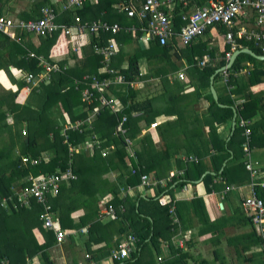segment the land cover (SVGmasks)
<instances>
[{
    "label": "crops",
    "instance_id": "crops-1",
    "mask_svg": "<svg viewBox=\"0 0 264 264\" xmlns=\"http://www.w3.org/2000/svg\"><path fill=\"white\" fill-rule=\"evenodd\" d=\"M160 1L161 8L172 20V28L178 32L181 26L186 23V18L209 0ZM122 2L131 3L139 9L143 0H90L84 5L85 7L91 6V8L86 9L83 14L81 11L85 8L84 5L81 7L82 9L65 11L61 9L59 0H0V17L11 18L14 22L34 19L41 15V7L52 5L57 11L56 20L59 22L71 21L72 13H76L84 24L106 22L131 27L129 31L121 30L116 34L107 31L98 36L79 31H73L69 35L61 31L56 32L47 36L55 37L50 53H46V50L39 55H42L49 63L61 67L63 72L69 66L75 68L76 61L84 59L87 53L96 55L91 46L92 42H115L116 53L111 65L118 75L124 76L126 82L113 84L105 91L106 97L113 100L116 108L115 110L105 108L102 111L107 110L114 114L116 124L122 123L126 133L131 131L136 123L139 132L134 137L136 141L133 139L134 150L135 143L140 141L139 138L144 137L141 152L145 166L142 165L141 168L142 170H145V167L150 170H159L162 175L158 178L153 173L144 171L150 177L161 181V184L149 188L139 184L135 186L121 184L119 199L124 197L130 200L150 199L156 193L158 186H165L170 178L184 176V173H181L186 167L192 168L191 162L200 161V168H203L200 178L185 181V184L182 185L177 182L183 178H178L171 186L174 187L173 196L177 202L175 204L176 211L178 215L180 213L182 219L178 218L177 225L169 232V239L160 240L158 254L150 245L142 248L140 251L142 260L146 261L151 257L152 263L149 264H264V254L260 250V244H250L254 230L241 205L244 198L252 193L258 196L256 188L258 191L260 187L250 185V176L246 169L244 171L232 170V182L229 184L221 175L225 168H234L242 161L243 154L241 155L240 151L242 129L238 126V122L244 119L250 122L252 157L260 165L259 179L264 180V75L257 72V69H264V64L262 67L254 68L249 59H244L241 62V68L229 72L234 79V84L233 82L229 84L228 81L229 86H232L230 92L220 73L216 74L217 77L215 75L213 85L217 92L219 105L212 96L208 98L211 95L210 78L207 86L198 71L204 67L199 66L198 62L204 58L205 60L210 58L208 63L212 64L211 54L215 56L213 59L215 62L221 59L222 54L219 52H222L224 48L225 33L228 28L216 25L207 29L203 35L194 39L187 46L182 45L177 35L172 36L165 45H161L154 39H146L149 35L142 29L141 21L129 18L125 12L118 10V6ZM254 22V13L248 9L247 15L238 18L234 28L235 30H240L242 27L249 28L248 26H252ZM224 28L227 29L224 30ZM121 35H124L122 39ZM47 37L25 32L18 29L17 26H13L8 33L0 31V72L3 73L0 76V106L3 109L6 107L4 98L7 96L6 92L17 91V81L24 80L23 77L28 72H32L17 67V61L23 55L26 58L28 51L35 52V47L40 45L39 40L42 38L45 40ZM236 40L245 42L244 47H249L248 43L251 42L239 37ZM200 41L206 42V52L210 53L213 50L215 52L210 55L206 54L205 57L201 56L199 53L203 51L200 49L203 43ZM6 42L14 44L10 46V50ZM17 45L26 52L17 55L16 59L14 52ZM162 47L167 48L166 52L160 50ZM189 47H193V51ZM232 52L233 50L230 49L228 53ZM133 56H136V59L134 62H130ZM226 58L228 57L226 56ZM61 62L64 63L59 64ZM101 67L100 63L97 74L102 73ZM123 72H128L129 77ZM179 73L184 74V79L178 77ZM97 74L85 72L82 77L88 78ZM24 89L26 90L25 87ZM129 89L134 90L135 97L128 95ZM223 99H231L233 105H227ZM212 101L218 107H230L232 115L226 120L217 122V118L213 119L211 112ZM133 105H137L138 108L129 111V115L123 112ZM100 112L101 110H99ZM99 113L92 120V129H94L93 122L99 117ZM119 115H121L120 118ZM126 115L131 118L123 122L122 118ZM12 118L13 115L7 114L9 123L13 122ZM234 118L235 124L233 123ZM131 120L135 122H129ZM66 124L68 123L61 126ZM236 129L240 130V134L233 137ZM114 133L118 134L116 129ZM221 142L223 143L221 144ZM82 143L86 150L81 149L76 153L92 156L94 152L87 145L90 140L84 139ZM213 144L216 145L214 149ZM217 149H222L218 153H223L225 149L228 156L221 161L213 160L212 156L217 153ZM205 175H210V178L205 179ZM115 177L116 173L113 171L102 175L103 179L109 180H113ZM23 181V178L16 180L11 186V191H13V187L22 184ZM72 181L63 186L70 187ZM128 186L129 189H127ZM259 190L262 193L261 198L264 200V188ZM113 195V193L107 192L98 196L95 202L98 210L96 217L86 221V224L79 229L68 228L66 238L60 244H57L54 232L50 230L54 238L52 239L53 243L46 249L48 253L45 256H42L40 252L35 255L27 254L25 255V264H113L114 261L110 258V254L102 255L100 259L95 260L91 259V254L86 258L85 254L89 253L83 249V242L90 236L88 226L92 221L103 223L109 220L116 221L120 218L119 216L118 219L112 220L104 215L100 216L102 210L106 208L108 197L115 199ZM199 200H202L203 204H200ZM188 202L189 206L185 208V204ZM33 205L34 203L30 208ZM72 206H75V209L71 212L70 218L74 219V223H78L79 218L85 213V204L77 201ZM0 208L2 207L0 206ZM40 212L36 218L40 225L37 223V226H33L31 230L38 244H43L46 237L42 229L48 231L49 229L43 227L39 219ZM31 222L32 219L28 218L24 224V232H27L28 239L31 238V233H29ZM128 234L122 236L116 233L114 228L108 230L106 240L111 238L109 241L111 246L113 245L111 252L119 242L126 239ZM47 236L52 238L50 232L47 233ZM256 236L258 235L256 234ZM18 243L22 244L20 238H17V255L27 249L20 248ZM91 243H93L91 250L102 249L104 252L103 248L105 250L109 248L105 241ZM247 245H249L248 248ZM135 246L138 251V243ZM3 248L10 250L12 245H3ZM178 254H185L182 261L176 259L175 256ZM158 255L163 257L160 262H157ZM44 257L47 258L44 259ZM0 260V264H10L7 258ZM119 264H124V262Z\"/></svg>",
    "mask_w": 264,
    "mask_h": 264
},
{
    "label": "trees",
    "instance_id": "trees-1",
    "mask_svg": "<svg viewBox=\"0 0 264 264\" xmlns=\"http://www.w3.org/2000/svg\"><path fill=\"white\" fill-rule=\"evenodd\" d=\"M90 8L91 6H86L81 11V14H83L86 9ZM226 29L227 28H224V30ZM123 36L124 35H121L120 38L122 39ZM54 39L55 37L52 36L47 37L45 40L44 38L40 39V45L35 47V52L41 54L47 50L46 53H50V48L55 41ZM202 43L200 49L203 51L199 53L201 56L204 55L203 57H205L215 52V50L210 53L206 52V42ZM238 43L244 44L245 42ZM6 44L9 45V50L11 48L10 46L14 45L10 42H6ZM248 45L254 52L261 54V50L252 42H249ZM189 49L193 51V47H189ZM160 50L166 52L167 48L162 47ZM25 52L23 48L17 45L14 54L16 57ZM228 52H230V47L225 42L222 52H219L222 54L221 59L215 62L213 60L215 56L211 54L212 64L207 63L204 68L198 69L207 86L209 78L215 69L227 62L226 54ZM10 55L12 56V54ZM71 57L73 58L72 55ZM99 59V56L93 53H87L84 59L76 61L75 68L69 66L66 68L67 70L63 72L51 73L49 81L40 83L38 86L29 90V92L24 89L26 84L23 79L17 81V91L10 93L6 92L7 96L4 97L6 107L3 109L0 106V198L8 197L11 194V186L16 180L18 181L21 178L25 180V177L29 174L38 175L40 173L53 172L56 169H64L68 166L69 160H71V166L77 178L71 182L70 187L61 186L59 193L55 197H50L49 199L52 210L55 213V226L67 232L69 231L68 228L79 229L84 226L86 221L94 219L98 213L95 203L96 198L107 192H111L114 194L113 198H115L112 199V202L115 206L119 204L123 205L124 211L118 212L120 218L116 221L109 220L105 223L96 222V220L92 221L88 226L90 236L83 242L84 251L89 253V255L91 254V259L94 258L95 260L100 259L102 255L111 254L113 245L111 246L109 242L111 238L106 240V234L108 230H113L114 228L115 232L122 236L133 233L137 237L139 250L137 253H131L129 257L121 261H114L113 264H119L122 261L124 264H149L152 263V258L150 257L146 261H144V259L142 260V254L140 253L142 248L144 249V247L150 245L153 247L155 253L158 254L160 251V240L169 239V232L177 225L170 218L169 208L173 206L177 219H182L180 213L178 215L176 211L175 204L177 202L173 196L174 187H171L172 184L178 178H183V180L177 182V184L181 185L185 184V181L187 182L188 180L200 178L203 173V168H200V161L191 162L190 165L192 168L186 167L183 172L184 176L173 177L165 186H158L156 193L150 199L139 198L138 200H130L127 197L119 199L120 185L127 184L129 186H135L139 184V173L151 172L158 178L162 177V175L159 170H150L146 167L145 170H142L141 168L142 165L145 166L141 152L144 137L139 138L140 141L135 143V150L134 146H132L135 157L132 158L129 156L124 139L128 137L133 140L134 137L137 136L136 134L139 132V128L136 127V123L131 131L129 130V132L125 134L120 133L115 135L114 130L117 128L116 118L114 114H111L107 110H101L99 117L93 122L94 129H92V127L82 132L70 129L67 131L68 141L74 145L82 143L84 139L87 138L89 140H97L93 145L94 154L92 156L80 153H75L72 156L69 155L67 144L63 142V137L61 135L64 126L61 125L72 123L73 120L77 118H85L88 115V111L98 106V102L92 104L82 103L80 101L79 90H75L74 87H70L68 90L64 91H62V89L75 78L82 81V76L85 72L97 74V68L100 66ZM135 59L136 56H133L130 62H134ZM244 59H249L254 68L262 67L264 64L263 61L242 53L236 58L233 66L228 71L230 72L241 68V62ZM62 63L64 62L59 64ZM16 64L17 67L27 71L36 72L40 69L38 61L33 58L26 59L24 55L20 57ZM257 72L264 75V69H257ZM123 73L129 77L128 72ZM97 76L101 75L97 74ZM232 77L233 76H229V84L234 81ZM83 86L84 85L80 84L79 88ZM128 95L135 97L136 94L134 90L129 89ZM211 96L212 95L208 96V98H211ZM123 100L125 101V97ZM223 102L229 106L233 105L231 99H223ZM210 107L212 109L213 119L217 118V122L226 120L232 115L230 107H218L214 101H212ZM137 108V105H133L123 112L129 115L132 109ZM7 114L13 115L12 123L7 121ZM120 116L121 115H119V118ZM129 122L135 121L131 120ZM127 125L130 127L129 123H127ZM25 126L26 135H22L21 131ZM238 134H240V130L236 129L233 137L238 136ZM241 139L243 141V137H241ZM134 140L136 141V139ZM222 143L223 142H221V144ZM16 148L17 153L15 151ZM214 148H216L215 144H213V149ZM102 150L106 151L105 155H102ZM221 150L222 149H217V153L212 156L213 160L221 161L228 156L225 149L223 153H218ZM240 151L242 155V142ZM21 156H29V158L41 157V162L37 165H32L30 162L22 165ZM132 166L138 167L137 173H131ZM234 169L245 170L243 156L240 164H237L234 168H225L221 172V175L228 184L232 182L231 174ZM111 171L116 173V177L113 180L102 178V175ZM204 177L208 179L210 175H205ZM24 183L25 182L22 184ZM259 189L257 191L256 188V192L259 197H262V193ZM77 201L85 204V213L79 218L78 223H74V219H71L70 216L76 206L72 205L73 203H77ZM198 202L203 204L202 200ZM40 206L34 203L33 207L30 209L23 208L22 206L11 210H2V208H0V259L7 258L10 264H25V255L27 254L35 255L40 252L42 256H45L48 253L46 249L53 243L52 239L54 238L52 232L42 229L46 239L43 244H38L31 230L33 226H37V223L40 225V222L36 219L41 209ZM188 206L189 202L185 204V208H188ZM37 207L40 208L38 209ZM202 208L203 206L201 209ZM28 218L32 219L29 229V233H31L30 239L26 236L27 232H24V224ZM48 232H50L52 238L47 236ZM101 232L102 235H100ZM252 233V243L250 244H260V237L256 236L254 232ZM17 238H20L22 242V244L18 243L20 248H27L24 249L25 252L22 251L18 255ZM99 241H105L109 248H106V250L103 248L104 252L102 249L91 250V245L93 244L91 242L97 243ZM7 244L12 245L10 250L3 248V245ZM248 246L249 245L246 247L248 248ZM175 257L179 261H182L185 254H178ZM45 258L47 257H44V259Z\"/></svg>",
    "mask_w": 264,
    "mask_h": 264
},
{
    "label": "built area",
    "instance_id": "built-area-1",
    "mask_svg": "<svg viewBox=\"0 0 264 264\" xmlns=\"http://www.w3.org/2000/svg\"><path fill=\"white\" fill-rule=\"evenodd\" d=\"M90 0H59L62 10L73 11L81 8L86 2ZM251 9L255 16V22L252 26L242 27L240 30H235L234 26L238 22V18L247 15V10ZM118 10L125 12L129 18H136L143 23L142 29L149 35L146 39H156V41L165 45L172 36L177 35L183 46L189 45L194 39L203 35L207 29L213 28L216 25L226 26L228 28L225 33L226 43L231 50L244 47L243 44L238 43L236 38H244L251 41L264 54V0H209L201 7H198L187 18L186 23L176 32L172 28V20L167 13L161 8L160 0H143L139 9L133 4L122 2L118 6ZM41 15L34 19L17 20L14 22L11 18L0 17V31L4 33L10 32L13 26L24 30L28 33H33L38 36H47L56 32H64V34H72L73 31L81 33H88L91 35H100L105 32L116 34L121 30L129 31L131 27L118 25L117 23L108 24L106 22H94L84 24L81 17L72 13L71 21L59 22L57 21V11L52 6H43L40 9ZM92 48L96 55L100 57L102 73L101 76L92 75L83 80L73 79L70 81L62 91L74 87L80 92V101L82 103L92 104L98 102V106L90 110L85 118H77L72 123H68L61 131L63 142L67 144L69 155L85 149L83 143L72 144L68 141L67 131L74 130L82 132L85 129L92 128V120L97 116L99 110L109 108L115 110V105L112 99L106 97L105 91L113 85L126 82L124 76L118 75L116 70L111 65V61L116 53L115 42H93ZM230 53L226 56L229 57ZM33 58L38 61L40 69L36 72H28L24 78L25 88L27 91L38 86L40 83L50 80L51 73L62 72L61 67L51 64L42 56L35 52L28 51L26 59ZM210 58L200 60L199 66H205ZM220 76L226 83L229 92L232 86L228 84L230 73L228 70L220 72ZM178 77L184 79V74L179 73ZM84 85L79 88V85ZM128 116H123L122 121L125 122ZM238 126L242 129V150H243V164L250 176V185L253 187L264 188V180L259 179L260 165L259 162L252 157V129L248 120L241 119ZM116 131L118 134H125V129L122 123L117 125ZM22 135H26V128L22 129ZM126 148L129 156L134 158L132 150L133 140L126 137ZM97 140L90 139L87 144L94 149V144ZM86 145V146H87ZM85 146V147H86ZM86 150V149H85ZM106 151L102 150V155ZM30 162L32 165H37L41 162V157L29 158V156H21V164ZM138 167H132L131 173H137ZM183 174V172L181 173ZM76 179L71 160L68 166L64 169H56L53 172L40 173L38 175L29 174L25 177L24 184H19L13 187L12 193L8 197L0 198V206L5 210L23 208H30L33 203L41 205L39 219L44 228L52 230L57 244H60L65 238L67 232L55 226V218L52 210V205L48 198L56 196L59 193L60 187L72 180ZM171 178L167 180L170 182ZM161 181L150 177L147 173H139V185L145 188L157 186ZM166 185V184H165ZM129 189V186L127 187ZM245 209L250 220L254 232L260 237V250L264 254V200L252 193L250 196L244 198L241 203ZM124 211L123 205L115 206L112 202V197H108L106 208L102 210L100 216L116 220L119 218L118 212ZM170 218L176 224L178 219L174 212V207L169 208ZM126 239L119 242L112 250L110 258L112 261H121L129 257L131 253H136L137 237L133 233H129ZM88 258L89 254H85ZM162 255L157 256V262L162 261ZM93 264V263H89Z\"/></svg>",
    "mask_w": 264,
    "mask_h": 264
},
{
    "label": "water",
    "instance_id": "water-1",
    "mask_svg": "<svg viewBox=\"0 0 264 264\" xmlns=\"http://www.w3.org/2000/svg\"><path fill=\"white\" fill-rule=\"evenodd\" d=\"M242 53L248 54L257 60L264 61V54H257L256 52H254L249 47H242L239 49H235L232 53H230L229 57L227 58V62L224 65H222L221 67L215 69V71L210 76V92H211V95H212L214 101H216L219 105H220V103L218 102L217 92H216L215 87L213 85L214 77L216 74H218L224 70H229L233 66V63L236 60V58ZM233 123L235 124V118H234Z\"/></svg>",
    "mask_w": 264,
    "mask_h": 264
},
{
    "label": "rangeland",
    "instance_id": "rangeland-1",
    "mask_svg": "<svg viewBox=\"0 0 264 264\" xmlns=\"http://www.w3.org/2000/svg\"><path fill=\"white\" fill-rule=\"evenodd\" d=\"M3 13H5V12L3 11ZM16 59H17V56H16ZM227 93H228V92H227ZM15 151H16V153H17V148H16ZM16 153H15V154H16ZM104 220H105V219H104ZM104 223H105V222H104ZM100 235H102V232L100 233Z\"/></svg>",
    "mask_w": 264,
    "mask_h": 264
},
{
    "label": "clouds",
    "instance_id": "clouds-1",
    "mask_svg": "<svg viewBox=\"0 0 264 264\" xmlns=\"http://www.w3.org/2000/svg\"><path fill=\"white\" fill-rule=\"evenodd\" d=\"M0 74H2V75H3V73H2V72H0ZM2 75H0V76H2Z\"/></svg>",
    "mask_w": 264,
    "mask_h": 264
},
{
    "label": "snow or ice",
    "instance_id": "snow-or-ice-1",
    "mask_svg": "<svg viewBox=\"0 0 264 264\" xmlns=\"http://www.w3.org/2000/svg\"><path fill=\"white\" fill-rule=\"evenodd\" d=\"M0 75H2V74H0Z\"/></svg>",
    "mask_w": 264,
    "mask_h": 264
}]
</instances>
